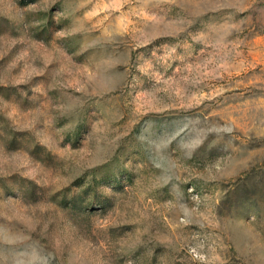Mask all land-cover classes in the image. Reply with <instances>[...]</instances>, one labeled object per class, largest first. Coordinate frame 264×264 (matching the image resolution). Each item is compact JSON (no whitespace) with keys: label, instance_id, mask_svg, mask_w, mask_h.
Masks as SVG:
<instances>
[{"label":"rangeland","instance_id":"obj_1","mask_svg":"<svg viewBox=\"0 0 264 264\" xmlns=\"http://www.w3.org/2000/svg\"><path fill=\"white\" fill-rule=\"evenodd\" d=\"M0 264H264V0H0Z\"/></svg>","mask_w":264,"mask_h":264}]
</instances>
